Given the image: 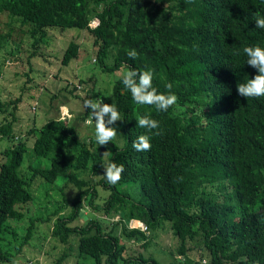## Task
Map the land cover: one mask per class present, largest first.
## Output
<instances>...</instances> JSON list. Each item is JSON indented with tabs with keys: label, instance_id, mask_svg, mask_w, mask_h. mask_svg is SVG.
Instances as JSON below:
<instances>
[{
	"label": "trees",
	"instance_id": "16d2710c",
	"mask_svg": "<svg viewBox=\"0 0 264 264\" xmlns=\"http://www.w3.org/2000/svg\"><path fill=\"white\" fill-rule=\"evenodd\" d=\"M1 13L7 16V30H0V51L11 35L22 39L25 31L34 48L48 41L51 29L87 31L104 73L122 67L151 70L153 87L171 91L178 100L166 112L137 104L121 76L112 81L110 93L92 88L85 97L114 105L124 119L112 125L117 135L107 146L97 145L95 132L80 140L75 124L50 117L29 129L32 154L48 165L30 161L28 178L20 171L26 142L7 146L0 163V264H12L2 241L14 232L9 222L27 215L36 177L50 183L64 177L65 185L76 187L70 212L57 217L51 235L64 244L76 237L77 251L93 264H162L141 252L124 254L125 242L142 241L145 248L152 230L169 225L179 243L170 264H200L186 247L196 237L209 254L208 264H264V97L245 99L236 89L257 74L243 49L264 48V29L255 27L257 15L264 17V0H0ZM93 19L100 21L95 29ZM132 49L135 59L127 54ZM79 50L80 43L69 41L61 64L68 65ZM18 102H0V109H15ZM9 113L0 137L14 139L17 118ZM90 113L85 109L83 118ZM142 116L159 121L161 134L139 127ZM90 125L95 130L94 118ZM142 134L150 135V151L132 146ZM102 148L108 162L124 165L114 186L103 176ZM93 176H100L98 182ZM96 184L110 190L102 204L95 203ZM132 185L136 197L127 191ZM85 204L120 219L109 229L95 217L71 225ZM131 219L143 222L147 232L128 228ZM33 228L29 219L23 243ZM67 255L63 252L54 264Z\"/></svg>",
	"mask_w": 264,
	"mask_h": 264
},
{
	"label": "rangeland",
	"instance_id": "374dc122",
	"mask_svg": "<svg viewBox=\"0 0 264 264\" xmlns=\"http://www.w3.org/2000/svg\"><path fill=\"white\" fill-rule=\"evenodd\" d=\"M7 16L0 14V30L6 32L5 22ZM20 28L19 21L16 20ZM26 25L21 26L25 28ZM80 43L77 58L68 65H62L61 55L69 41ZM32 39L25 31L22 39L20 36L11 35L0 51V102L6 103L19 98L16 108L9 106L7 110L0 109V124L11 118L9 112H14L17 120L14 122V139L0 137V163L4 160V150L19 140L26 142L28 149L24 154V162L20 168L25 178L31 176V164L48 165V161L34 157L32 143L34 134L29 133L31 127H38L50 117L61 118L68 124L76 125L77 136L80 140L88 139L95 132L86 120H92L91 113L83 118L85 108L83 102L90 90L110 93L112 81L127 72L122 67L110 73H104L95 61V48L92 47V35L87 31L75 29H51L48 41L34 48ZM67 107L69 113L63 115L61 109ZM177 110L182 107L177 106ZM104 154V155H103ZM102 156L107 161V153ZM31 157V158H30ZM26 162V163H25ZM100 176H93L92 181L98 182ZM64 177H59L55 182H46L36 177L32 179L30 187L33 198L25 209L26 216L19 221L9 222L10 230L2 241V249L7 251L12 264H54L56 259L65 251L67 257L62 264H93L91 257H85L77 251V238L70 236L69 243H61L58 238L51 235L54 221L58 216H65L70 212V201L77 192L73 184L65 185ZM130 195L137 196L134 186H128ZM98 197L95 203L102 204L108 197L110 190L96 184ZM88 217H95L104 229L112 228L114 221L120 219L117 213L106 214L95 211L85 204L80 217L71 225H82ZM29 219L34 220L31 237L23 243ZM169 225V222H164ZM165 224V225H166ZM170 226V225H169ZM169 226L152 230L149 244L143 248L142 241H126L124 254L137 256L139 252L145 257L152 256L162 264H170L178 247V240L173 235ZM200 237L188 241V254L200 264L209 263V254L202 249ZM238 264V263H235Z\"/></svg>",
	"mask_w": 264,
	"mask_h": 264
},
{
	"label": "clouds",
	"instance_id": "9594fccd",
	"mask_svg": "<svg viewBox=\"0 0 264 264\" xmlns=\"http://www.w3.org/2000/svg\"><path fill=\"white\" fill-rule=\"evenodd\" d=\"M99 26V19L92 20L90 27L95 29ZM255 27L264 29V17L257 15ZM243 52L248 58L246 63L256 69L257 74L246 83L236 85L237 93L245 99L264 97V48L260 46H245ZM127 54L132 59H135L138 55L135 49L130 50ZM153 76L154 73L151 70L137 72L134 69H129L123 73L121 79L123 85L131 92L132 98L137 104L152 105L155 106L157 111L166 112L170 107L176 105L178 97L171 91L167 94L158 92L153 87ZM166 88L170 90L172 85L169 83L166 85ZM83 107L91 110L92 113V120H86V122L91 124L93 118L95 120V138L97 145L107 146L108 142H112L117 135V129L112 125L116 121H123L124 119L114 105L102 103L100 99L96 102L85 99ZM61 112L67 116L69 109L63 107ZM137 123L139 127L147 129L149 133L154 135L161 134L159 121L149 116H142ZM132 146L138 152L150 151L152 148L150 135H140L133 142ZM102 167L104 168L103 176L109 185L114 186L122 179L124 165H117L114 162L105 161ZM177 180L182 182L183 177H178Z\"/></svg>",
	"mask_w": 264,
	"mask_h": 264
},
{
	"label": "built area",
	"instance_id": "2783aa9c",
	"mask_svg": "<svg viewBox=\"0 0 264 264\" xmlns=\"http://www.w3.org/2000/svg\"><path fill=\"white\" fill-rule=\"evenodd\" d=\"M94 20V19H93ZM128 228L132 229V228H138L144 232H147V226L139 221V220H135V219H131L129 220L128 224H127Z\"/></svg>",
	"mask_w": 264,
	"mask_h": 264
},
{
	"label": "water",
	"instance_id": "95a60500",
	"mask_svg": "<svg viewBox=\"0 0 264 264\" xmlns=\"http://www.w3.org/2000/svg\"><path fill=\"white\" fill-rule=\"evenodd\" d=\"M103 152H104V148H102L101 150H100V155H102L103 154Z\"/></svg>",
	"mask_w": 264,
	"mask_h": 264
}]
</instances>
